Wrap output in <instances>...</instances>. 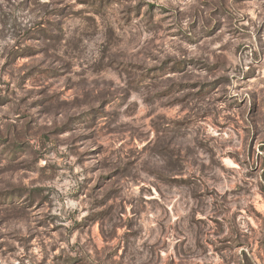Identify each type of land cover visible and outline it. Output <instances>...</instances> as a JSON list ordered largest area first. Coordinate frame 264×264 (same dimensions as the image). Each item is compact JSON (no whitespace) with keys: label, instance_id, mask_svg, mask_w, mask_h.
Listing matches in <instances>:
<instances>
[{"label":"clouds","instance_id":"9594fccd","mask_svg":"<svg viewBox=\"0 0 264 264\" xmlns=\"http://www.w3.org/2000/svg\"><path fill=\"white\" fill-rule=\"evenodd\" d=\"M254 104L264 0H0V264H264Z\"/></svg>","mask_w":264,"mask_h":264},{"label":"rangeland","instance_id":"374dc122","mask_svg":"<svg viewBox=\"0 0 264 264\" xmlns=\"http://www.w3.org/2000/svg\"><path fill=\"white\" fill-rule=\"evenodd\" d=\"M155 7V5H153ZM42 36H46V33H41ZM43 52L45 55H47V46H41V45H29L25 49H23L19 55L22 58V63L20 64V67L22 69H27V71L23 72V75L21 77L20 82H18L17 86L19 87V84L24 81L27 77H32L33 79H39L42 78L44 73L40 71L39 69V63L38 60L40 59L38 57V53ZM67 91V89H65ZM40 92H43L44 89H39ZM50 99L49 97H43L39 101H35V103H44L46 100ZM253 111L256 112V119H264V111L260 110L257 105H253ZM25 148V145L23 144H17L14 146V151H21ZM259 150L260 152H264V146L257 145L256 144V136H253L252 144L249 146V153L251 154L252 151ZM42 167H47V164L45 163L42 165ZM36 179H40L39 176L36 177ZM100 179H104V177H100ZM100 184H97V187H99ZM108 195L110 193H106L105 199H107ZM262 200H264V196L261 197ZM101 240H103V237L101 236ZM164 256H167V253H164Z\"/></svg>","mask_w":264,"mask_h":264}]
</instances>
